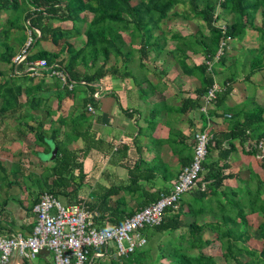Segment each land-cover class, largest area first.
<instances>
[{"label":"crops","instance_id":"obj_1","mask_svg":"<svg viewBox=\"0 0 264 264\" xmlns=\"http://www.w3.org/2000/svg\"><path fill=\"white\" fill-rule=\"evenodd\" d=\"M25 1L10 0L11 6L0 11V40L7 48L0 56L11 51L13 57L23 43L25 32L20 23L25 22L27 7L30 10ZM80 1L91 4L90 0ZM141 1L127 0L130 7ZM229 1L195 0L194 4L196 10L204 5L210 8L212 25L225 30L235 23L233 13L222 7ZM64 4L65 0H59L57 6ZM54 16L41 21L42 33H33L29 55L46 54L65 67L69 52L83 48L84 30L92 15L84 10L69 19ZM118 18L129 21L125 14ZM241 22L240 35L214 48L204 22L186 1L178 3L159 22L147 25L148 35L135 33L137 42L132 48L130 41L126 43L127 32H120L122 44L116 57L113 53L106 59L97 56L93 65L88 61L85 67L76 60L68 71L70 76L81 79L96 70L102 76L90 85L77 86L59 102L55 94L66 87L46 71L36 78L22 72L12 77L10 64L0 60V72L5 74L8 67V82L20 88L17 103L24 102L23 91L28 97L40 98L33 110L0 114V166L6 169L5 175L0 173V236L30 233L34 201L52 182L45 176L53 166L48 158L55 143L63 144L74 158L69 184L58 190L57 198L62 203L84 202L95 225L103 228L120 224L159 194L167 193L180 168L190 162L193 134L204 132L209 137L204 168L196 188L180 198L179 227L156 237L184 228L190 247H200L204 234H212L210 240L216 241L211 228L219 224L222 206L229 209L227 204L234 201L246 206L255 180L264 179V158H257L252 147L256 140L225 137L233 124L241 123L242 116L256 107L261 109L259 119H264V17L257 10L243 15ZM141 35L143 44H150L142 63L138 51ZM201 65L205 66L202 75L194 70ZM206 79L219 92L203 108L206 91L201 80ZM39 130L43 143L35 140ZM15 167L17 172L11 173ZM207 168L224 176L219 185L203 179ZM258 199L264 202V191ZM257 215L262 219L260 213L245 214L247 227ZM153 234L141 233L146 244V237ZM46 253L29 264L45 263Z\"/></svg>","mask_w":264,"mask_h":264},{"label":"trees","instance_id":"obj_2","mask_svg":"<svg viewBox=\"0 0 264 264\" xmlns=\"http://www.w3.org/2000/svg\"><path fill=\"white\" fill-rule=\"evenodd\" d=\"M90 1L91 4L85 5L80 0H65V4L62 8L57 6L59 0L25 1L26 6L31 7L33 10L30 11L27 9L28 14H26L24 20H27L31 29L38 30L41 33L44 31L41 25V21L44 19V17L50 18L56 15L53 19L58 20L62 18L64 20L74 17L79 12L84 10L90 12L92 15L91 20L87 23L84 30L85 42L83 48L76 52H69V61L67 60L68 62L65 64V67L61 63H54L52 56L46 54H36L33 56L29 55L26 58L27 62L36 59H42L45 61L47 67L54 65L59 66V69L65 73L67 80L69 82H73L74 85L71 90L67 91L66 89L62 88L60 91H57L58 93L55 94L57 102L61 101L62 98L68 97L70 94H72L76 87L79 86V82H84L86 86L91 84L94 79H98L102 76L101 70H96L90 76L84 75L81 79L70 76L68 71H70L71 66L76 63V60H78V63H81V65L85 67L88 61L90 66L93 65L97 59V56L106 59L108 53H113V56L116 57L119 53V44H122L120 40V32H127L130 37V42H132V38H135V33L140 34L142 31H145L146 35H148L149 31L146 29L147 25L151 24L153 26V24L159 22L168 14L170 9L178 3H183L186 1L189 5L190 11L194 12L195 15L200 17L208 30L209 44L214 48L219 47V43L223 42L225 39L241 34L243 29L241 21L243 15L246 13H253L259 10L260 15L264 17V0H230L229 2H226L227 5L222 4V7L227 6L226 8H228L229 11L233 13L235 16V23L228 29L220 30L212 25L213 18L212 14L210 13V8L204 5L199 10H196L194 4L195 0H142L143 2L141 1V3L135 7H130L127 0ZM10 6V0H0V11L7 9ZM119 14L127 15L129 17V21H123L119 19ZM111 27H115L118 33L114 32L115 29ZM3 36H5V34H3ZM140 38L141 39L138 43L140 45L138 51L141 53V61L144 59L145 52L147 51L150 44L148 41V44H143L142 35ZM0 46L3 47L4 53H6V45L1 42ZM208 48L209 47H207V49ZM11 57L12 53L9 51L7 54L0 56V60L3 63L10 64ZM254 66L256 67L257 65L253 64V67ZM22 69V65L17 67L18 71H21ZM194 70L202 75L205 71V66H198ZM2 76L3 73L0 72V77ZM201 83L203 86L202 90L205 92L210 85L209 80H201ZM28 89L31 90V87ZM29 92L32 95V92ZM226 93L227 91L225 89L223 95ZM22 94L24 96V102L17 103L16 99L20 95L19 86L13 87L9 82L3 81L2 84H0V114H4V112H10L11 114H14L21 111L24 112L33 110L40 98L34 96L30 97V95L28 97L24 91ZM223 95L217 100V103L222 101ZM260 113L261 109L256 107L252 112L244 114L242 116L241 123L233 124L225 137L228 139L239 140H245L247 138L259 140L264 138V119H259ZM34 136L38 143H43L44 140L41 137L40 130L36 132ZM69 138L72 139V137ZM208 146L209 142L207 145V151ZM54 147L56 149V153L52 160L53 166L47 170V176H45V178L51 177L52 182L51 185L45 186V188H43L40 192H47L53 197L57 198L59 193L58 190L65 188L67 184H69L70 170L72 168L74 158L65 149L63 144L55 143ZM249 153H252V151L250 150ZM223 167L224 166H221L220 169ZM201 168H204V166ZM261 169L264 173V159L261 161ZM10 171L11 173H15L17 172V168L15 167ZM213 171V168H207L203 179H211L214 185H219L224 176ZM5 172L6 169L0 166V173L5 175ZM45 178L43 180L46 181ZM262 191H264V179L262 181H258L256 179L255 189L251 195L252 198H248L247 205L241 206L238 202L234 201L227 204L229 209L226 208V206H222L220 209L221 216H219L220 222L219 224H216L215 227L211 228V231L215 234L216 242L224 247L226 255L231 257L234 264H242L241 261L237 259V255L240 252H242L244 255H250L252 258H256V260L264 258V202L258 199V196ZM156 199L150 201L149 203L155 201ZM36 201L37 198L34 203ZM71 203H76V201ZM253 213H260L263 215L262 221L257 226V237L261 241V248L258 252H248V250L244 248H236L237 243L246 240L245 229L247 226L245 214ZM180 214V210L178 211V209L175 212L167 209L163 217V222L159 226L154 227L151 230H145L143 232L146 233L147 231H152L156 234H161L163 232H173L179 227L178 215ZM236 221L238 222L236 223ZM191 235L194 237V234ZM196 240L197 243L200 241L199 239ZM208 244L209 242L204 240L202 241L201 246ZM235 248L238 252L234 251ZM147 251L148 250H145L144 248L135 250L126 258H105L103 260H99L97 264H103L104 260H107L105 264H142V260L144 257H146ZM164 258L169 259V264H214L210 258L200 254H198L195 258H188L178 247L169 248L167 257H165L163 254H160L158 255L157 259ZM21 264H29V262L23 260Z\"/></svg>","mask_w":264,"mask_h":264},{"label":"built area","instance_id":"obj_3","mask_svg":"<svg viewBox=\"0 0 264 264\" xmlns=\"http://www.w3.org/2000/svg\"><path fill=\"white\" fill-rule=\"evenodd\" d=\"M32 10L30 7V11ZM23 28L25 40L11 58L10 75L14 77L22 72L28 77L36 78L46 71L67 90H71L74 84L67 80L59 66L47 67L42 59L26 61L33 33L38 32L29 27L27 20L23 23ZM221 46L222 43L219 44ZM21 65L23 69L18 72L17 67ZM78 85L85 86L84 82H79ZM217 92L219 90L215 84L206 90L202 97L203 108L215 100ZM90 110L87 107V111ZM208 142L206 133L193 134L190 162L180 168L169 191L159 194L155 201L134 211L118 225L101 228L93 222L84 202L62 203L47 192H40L31 208L34 222L30 233L0 236V264H21L23 260L30 263L43 252L51 255L50 264H97L105 258H126L135 250L142 249L146 240L141 233L159 226L163 222L165 211H177L180 198L196 188ZM252 147L256 157L263 159L264 140H256Z\"/></svg>","mask_w":264,"mask_h":264},{"label":"rangeland","instance_id":"obj_4","mask_svg":"<svg viewBox=\"0 0 264 264\" xmlns=\"http://www.w3.org/2000/svg\"><path fill=\"white\" fill-rule=\"evenodd\" d=\"M215 3V1H214ZM28 9V7H27ZM6 17V16H5ZM4 17V18H5ZM2 25V23H0ZM21 26L23 25V22L20 23ZM7 28V26H5ZM1 28H3L1 26ZM16 30V29H15ZM22 32V31H21ZM124 35V34H123ZM23 36H25V33H23ZM25 40V37H23ZM2 39V38H0ZM132 42L128 44L129 46L135 45V41L137 40L135 38H132ZM23 40V43H24ZM127 40V39H126ZM2 40H0L1 43ZM130 41V37L128 38L127 42ZM128 45L125 47L128 48ZM130 48H132L130 46ZM0 52H3V48L1 49L0 47ZM11 61V60H10ZM116 62V61H115ZM1 63V62H0ZM142 63V60H141ZM0 66H2L0 64ZM5 74L3 73V76L0 77V81H5L8 82L7 74H9L8 67L7 69L4 70ZM45 95V94H44ZM262 221V219H259V216L254 217L253 219H250L248 227L245 229L246 233V240L243 242L237 243L236 248H244L246 250L251 251V252H258L261 248V241L257 237V225ZM143 233V232H142ZM158 234H153L151 237H146L147 244L145 245V250L147 251L146 257L143 258L142 264H169V259H157L158 255L163 254L165 257L168 255L169 248H174L175 246H178V248L187 256L188 258H195L198 254L203 255L205 257L210 258V260L214 264H234L231 257H228L225 253V249L223 246H221L218 242L216 241H211L210 238H212V234L210 236L207 234H204L205 240L209 241L208 245H203L200 248L199 247H190V241H189V236L187 232H185L184 228L180 229L173 234L167 235V236H158ZM206 235V236H205ZM245 236V235H244ZM209 238V239H208ZM170 244L168 247L167 245ZM157 245L159 248H157ZM168 247V248H167ZM235 248L234 251H237ZM238 252V251H237ZM45 257V263L40 261V264H50L51 262V255L49 253H46L44 255ZM237 259L241 261L242 264H264V258L260 260H256V258H252L248 254H243L242 252L238 253ZM107 260L103 261V264H105Z\"/></svg>","mask_w":264,"mask_h":264},{"label":"water","instance_id":"obj_5","mask_svg":"<svg viewBox=\"0 0 264 264\" xmlns=\"http://www.w3.org/2000/svg\"><path fill=\"white\" fill-rule=\"evenodd\" d=\"M55 153H56V149L52 148L51 151H50V156L48 158L49 161L53 160Z\"/></svg>","mask_w":264,"mask_h":264}]
</instances>
